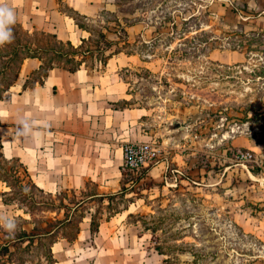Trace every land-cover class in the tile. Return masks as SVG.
Masks as SVG:
<instances>
[{"label": "rangeland", "instance_id": "374dc122", "mask_svg": "<svg viewBox=\"0 0 264 264\" xmlns=\"http://www.w3.org/2000/svg\"><path fill=\"white\" fill-rule=\"evenodd\" d=\"M59 5L72 10L63 0ZM263 8L264 0H101L93 15L77 17L92 30L82 50L102 47V30L118 41L103 53L134 55L117 72L127 82V105L146 109L143 127L158 149L157 164L125 169L123 181L133 192L115 196L106 209L129 205L128 225L117 222V238L97 249L89 240L76 244L77 264H264ZM18 26L20 37L48 48L39 51L44 59L52 57L51 47L61 49L46 31ZM103 53L87 54L82 65L101 69ZM16 63L7 70L9 80ZM173 121L185 129L169 128ZM154 164L158 169L149 173ZM94 190L89 183L87 191ZM34 195L43 203L25 201L30 214L0 219V242L25 224L18 216L30 221L26 227L45 225L63 217L55 205L73 207L85 197L73 190ZM89 207L98 217L105 212L97 202L68 209L72 224L64 231L74 236ZM45 241L22 257L47 264Z\"/></svg>", "mask_w": 264, "mask_h": 264}, {"label": "crops", "instance_id": "0c3cea01", "mask_svg": "<svg viewBox=\"0 0 264 264\" xmlns=\"http://www.w3.org/2000/svg\"><path fill=\"white\" fill-rule=\"evenodd\" d=\"M63 1L87 17L97 11L101 2ZM59 6V0H0V7L13 11L14 23L29 31L39 29L53 33L58 39L78 46L88 32ZM263 14L264 8L258 15ZM121 53L112 54L106 64L101 63V69L92 70L82 65L76 71H69L53 67L42 84L32 87L24 84L39 68L41 60L26 57L13 84L0 97L1 153L7 159L19 158L26 165L31 179L44 192L73 190L85 194V197L119 193L123 180L124 146L150 140V134L143 127L146 109L116 106L130 96L127 82L117 71L134 57L127 54L123 59ZM24 125L27 127L22 134ZM154 163L157 164L158 159ZM156 164L149 173L158 169ZM89 183L95 184L94 191H87ZM8 189L0 180V219L3 216L13 218L22 211L15 204L2 201L3 192ZM107 203L105 200V212L101 214L97 233L93 235L90 230V210L93 208L89 207L74 239L57 238L52 245L57 264H77L79 250L72 253L76 244L85 245L89 240L97 249L100 247L98 243H112L117 238L113 234L117 222L128 225L127 218L132 213L130 206L108 216ZM10 209L12 214H9ZM105 229L110 230L109 233L106 234ZM102 248L112 252L109 245Z\"/></svg>", "mask_w": 264, "mask_h": 264}, {"label": "trees", "instance_id": "16d2710c", "mask_svg": "<svg viewBox=\"0 0 264 264\" xmlns=\"http://www.w3.org/2000/svg\"><path fill=\"white\" fill-rule=\"evenodd\" d=\"M61 1V0H59ZM65 12L69 15L75 23L82 29L92 33V30L89 29L86 25L81 23L78 20V16L81 15L79 12L74 11L73 9L71 12ZM85 16V15H81ZM87 17V16H85ZM18 26L16 23L9 24L7 27L11 29L12 34V41L11 43H4L0 46V97L2 96L3 92L8 89L14 82L19 67L26 57H38L41 60V64L39 68L32 72L29 78L25 81V87H32L35 84H42L48 74V71L53 67H61L69 71H76L82 66V62L87 54H91V52H105L109 49L112 45L117 44L118 41H113L109 39L106 33L102 30L98 31L97 35L99 38L98 43H103L102 47L97 46L94 49H81L82 44L85 42V39H82V43L78 46L73 45L70 41H62L56 37L55 34L47 32L46 35L53 38L55 44H58L61 49H55L51 47L53 50V55L49 59H44L39 51L41 50H48L47 47H40L37 45L35 47L34 42L29 41L28 37H20L19 31L15 28ZM19 27V26H18ZM19 33V34H18ZM26 33V32H25ZM62 46H67L70 48L69 51L62 50ZM24 50L23 54L19 58V52ZM121 50L114 51V53H118ZM112 54L103 55L100 58V62L102 64H106L107 59ZM80 57L77 59V57ZM18 60V61H17ZM17 62V63H16ZM16 66L15 76L12 79H8L7 70L12 67V64ZM124 105L121 106L122 108L127 106V101L123 100ZM1 143H0V180L6 183L8 186V190L3 192L2 201L5 204H15L17 208L21 209L23 213L30 214L31 209L28 208L25 201L30 202L31 206L43 203L41 201L35 200L34 190L43 193L44 191L31 179L28 174L26 165L19 159V158H10L7 159L1 153ZM127 167L123 165V176L124 171ZM130 169V168H128ZM123 179V178H122ZM126 182L122 180L121 188L119 193L116 194H104V195H97L93 194L90 196L83 197L78 199L74 202L73 207H68L63 204L55 205V208L61 210L64 209L63 217H51V220L44 221L45 225H40L37 227H26L25 224L29 223L30 221L23 218L21 215L18 216L19 219L23 221V224L19 231L16 233L9 232L6 234L7 237H4L3 241L0 242V264H29V260L22 257L23 253H27L28 251L32 250L34 245H41L44 244L45 239L48 238V246L43 250L42 254V261H46L47 264H57L56 259L53 256L52 252V245L57 240L58 237H66L69 240L75 238V235L72 236L69 232L64 231L68 226L72 224V213H67L66 210L72 209L73 212L79 211L80 208L83 206H87L90 203L97 202L104 205V201L107 200L108 203L105 205L106 209H110L115 196L123 195L125 196L128 192H133V189L130 187H126ZM16 188V189H13ZM8 195L12 197H7ZM89 206V205H88ZM89 209V208H87ZM114 211H118L114 209ZM113 214V212L108 213V216ZM131 215V214H130ZM84 214L80 216V219L77 221V227L75 229L76 233L78 232L80 226V222L83 219ZM101 215L98 217L95 213L92 212V216L90 219V230L91 233L94 235L98 231L99 221ZM134 222V224H136ZM14 247V249H12ZM159 253H164L161 250L160 246H156ZM37 263H41L40 260Z\"/></svg>", "mask_w": 264, "mask_h": 264}, {"label": "built area", "instance_id": "2783aa9c", "mask_svg": "<svg viewBox=\"0 0 264 264\" xmlns=\"http://www.w3.org/2000/svg\"><path fill=\"white\" fill-rule=\"evenodd\" d=\"M124 166L138 169L154 163L158 159L157 146L150 140L127 143L124 146Z\"/></svg>", "mask_w": 264, "mask_h": 264}, {"label": "clouds", "instance_id": "9594fccd", "mask_svg": "<svg viewBox=\"0 0 264 264\" xmlns=\"http://www.w3.org/2000/svg\"><path fill=\"white\" fill-rule=\"evenodd\" d=\"M14 22H15V16L13 11L6 7H0V46H2L6 42L11 43L12 41L11 29L7 27V25L12 24ZM21 123H23V121ZM26 127L27 125H24L22 134L24 132V128ZM25 137L27 138V136Z\"/></svg>", "mask_w": 264, "mask_h": 264}, {"label": "water", "instance_id": "95a60500", "mask_svg": "<svg viewBox=\"0 0 264 264\" xmlns=\"http://www.w3.org/2000/svg\"><path fill=\"white\" fill-rule=\"evenodd\" d=\"M169 128L177 129L178 133L185 129V127L182 126L178 121H173L171 124H169Z\"/></svg>", "mask_w": 264, "mask_h": 264}]
</instances>
